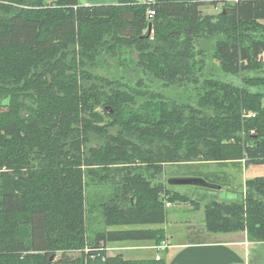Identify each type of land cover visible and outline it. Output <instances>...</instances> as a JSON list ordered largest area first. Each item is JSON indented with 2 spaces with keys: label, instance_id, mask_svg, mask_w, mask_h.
<instances>
[{
  "label": "trees",
  "instance_id": "obj_1",
  "mask_svg": "<svg viewBox=\"0 0 264 264\" xmlns=\"http://www.w3.org/2000/svg\"><path fill=\"white\" fill-rule=\"evenodd\" d=\"M263 21L264 0H0V264H166L107 244L167 249L166 165L264 164ZM244 193L193 228L264 241V176Z\"/></svg>",
  "mask_w": 264,
  "mask_h": 264
},
{
  "label": "rangeland",
  "instance_id": "obj_2",
  "mask_svg": "<svg viewBox=\"0 0 264 264\" xmlns=\"http://www.w3.org/2000/svg\"><path fill=\"white\" fill-rule=\"evenodd\" d=\"M79 2H84L86 0H78ZM97 0H92L95 2ZM102 2V1H98ZM232 2V0H230ZM80 3V4H82ZM220 5L217 7L213 5H205L202 7L204 13L214 14L220 9ZM264 22V21H263ZM214 42L209 43L208 46L212 48ZM216 65V64H215ZM246 77H253L254 72H244ZM220 77H223L222 72L219 73ZM224 78H230V76L225 75ZM235 80V78H233ZM169 91V90H168ZM167 92V91H166ZM168 93V92H167ZM170 94H176L175 91L169 92ZM166 177H207L210 179L214 178V175L223 176L220 182H222L221 188H208L204 190L205 187L196 185H169L170 189H175L180 193L185 195V198L179 200L175 199L171 205L167 206V217L164 224L158 225L164 227L166 237L171 243H177L180 241L181 233L185 231L190 225L195 227H204L203 217H204V206L211 201H218L224 203H231L232 201L239 202L241 198L245 196V180L255 176H264V164L253 165L244 163L226 164L219 165L216 163H202V164H192V165H166L165 168ZM218 184V183H217ZM234 189L233 192L231 191ZM192 223V224H190ZM157 226V227H158ZM245 231H237L239 235L244 234ZM246 233V232H245ZM229 235V234H227ZM225 235V236H227ZM222 237L221 233H208V238ZM143 245L144 247L139 249H134L132 246ZM131 245V247H127ZM147 246H152V248H145ZM127 247V248H126ZM150 249V250H148ZM155 251V252H154ZM107 252L109 255H115L117 253H122L125 258H141V257H152L157 256L156 248L152 245V241H131V243L126 242L125 244L119 243H109L107 244ZM160 255L163 251H159ZM157 252V253H159ZM68 255L75 257L79 254L77 252H71ZM58 257V256H57Z\"/></svg>",
  "mask_w": 264,
  "mask_h": 264
},
{
  "label": "crops",
  "instance_id": "obj_3",
  "mask_svg": "<svg viewBox=\"0 0 264 264\" xmlns=\"http://www.w3.org/2000/svg\"><path fill=\"white\" fill-rule=\"evenodd\" d=\"M91 1L92 0H86L83 3L78 2L79 4L89 5L115 3L117 0ZM262 59L264 60V53H262ZM193 227L194 226L190 225L185 229V231L181 233L180 241L177 243H171L167 238L168 247L161 254L166 259V264H264V241L249 240L245 232L239 235L236 232L221 233L222 237L217 238L216 236L214 238H208V234L206 232L204 233V230L202 231V229ZM191 229L193 231H189ZM188 232H191V235H189L190 237L194 236L192 235L194 233H200V235L204 233L203 236H201V240L204 242L196 243L195 240H191L188 238L189 236L187 237ZM195 239L198 240V238ZM115 243L125 244L126 242ZM127 247H131V245H127ZM143 247V245L138 244H136L135 247L132 246L134 249H141ZM145 248H152V246H147ZM156 254L160 256V252H156Z\"/></svg>",
  "mask_w": 264,
  "mask_h": 264
},
{
  "label": "water",
  "instance_id": "obj_4",
  "mask_svg": "<svg viewBox=\"0 0 264 264\" xmlns=\"http://www.w3.org/2000/svg\"><path fill=\"white\" fill-rule=\"evenodd\" d=\"M151 33V24L148 25V31L146 36H149ZM167 183L169 185H185V184H190V185H196V186H201L205 188H210V189H219V185H216L215 183H210L207 180H205L202 177H170L167 180Z\"/></svg>",
  "mask_w": 264,
  "mask_h": 264
},
{
  "label": "built area",
  "instance_id": "obj_5",
  "mask_svg": "<svg viewBox=\"0 0 264 264\" xmlns=\"http://www.w3.org/2000/svg\"><path fill=\"white\" fill-rule=\"evenodd\" d=\"M139 1H141V2H147V1H149V0H139ZM147 14H148V16L149 17H153V15H154V11L153 10H151V9H149V10H147ZM169 205V203H167V206ZM165 247V244L163 243V244H161L159 247H158V249H163ZM157 249V248H156Z\"/></svg>",
  "mask_w": 264,
  "mask_h": 264
}]
</instances>
